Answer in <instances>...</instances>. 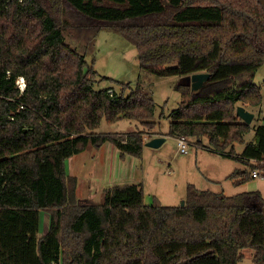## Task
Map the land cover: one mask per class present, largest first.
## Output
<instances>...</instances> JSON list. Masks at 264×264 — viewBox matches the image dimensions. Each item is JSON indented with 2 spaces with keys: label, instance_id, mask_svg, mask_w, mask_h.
Returning a JSON list of instances; mask_svg holds the SVG:
<instances>
[{
  "label": "trees",
  "instance_id": "trees-1",
  "mask_svg": "<svg viewBox=\"0 0 264 264\" xmlns=\"http://www.w3.org/2000/svg\"><path fill=\"white\" fill-rule=\"evenodd\" d=\"M102 30L138 50L137 85L119 83L128 94L95 88L99 74L87 57ZM263 64L260 0H0V264H238L245 248L264 264L260 191L189 184L185 205H148L140 184H126L100 204H80L78 179L66 169L90 144L141 156L145 132L98 134L103 118L153 129L146 78L208 72L200 90L176 86L183 100L168 135L206 139L244 162L250 170L229 176L236 184L254 170L264 176V115L248 142L252 126L237 115L239 106L261 105L254 77ZM237 143L245 144L240 155ZM42 212L50 222L40 235Z\"/></svg>",
  "mask_w": 264,
  "mask_h": 264
},
{
  "label": "rangeland",
  "instance_id": "rangeland-1",
  "mask_svg": "<svg viewBox=\"0 0 264 264\" xmlns=\"http://www.w3.org/2000/svg\"><path fill=\"white\" fill-rule=\"evenodd\" d=\"M87 59L95 61L94 66L99 74L95 84L97 89L113 86L118 93L123 90L128 94L131 89H123L119 83H130L131 88L135 87L142 75L137 48L113 31L102 30L99 33L96 50ZM191 80L192 74L146 78L155 102L154 120L157 124L153 129L140 119L122 118L109 123L103 118L95 130L98 134L142 131L148 138L146 143L159 136L166 140L158 147H150L145 143L141 156L122 155L115 144L105 142L100 146L90 144L83 152L68 158L66 169L78 179L80 204H100L104 202L108 189L126 184H140L144 192V203L148 205L157 202L162 205H181L186 199L189 184L201 190L224 192L227 195L260 191L264 198L263 174L236 184L229 176L238 167L242 171L246 168L250 170L244 162L216 152L209 147L206 139L200 142L197 137L188 138V153H182L178 138L168 135L171 121L169 115L183 100L182 92L176 86L192 83ZM254 82L261 87L263 96L261 105L255 106L254 111L258 115L260 112L264 114V64L257 70ZM257 124L256 117L251 124V131L245 135L247 142L254 139ZM244 146L243 143H237L236 154H242ZM41 218L40 235H43L49 228L50 216L42 212ZM241 252L243 258L238 264H255L253 249L245 248Z\"/></svg>",
  "mask_w": 264,
  "mask_h": 264
},
{
  "label": "water",
  "instance_id": "water-1",
  "mask_svg": "<svg viewBox=\"0 0 264 264\" xmlns=\"http://www.w3.org/2000/svg\"><path fill=\"white\" fill-rule=\"evenodd\" d=\"M263 8H264V0H260ZM210 73L208 72H198L192 74V83H186L190 85L193 91L200 90L205 83L209 80ZM237 115L247 124H251L254 118V113L250 112L243 106H239L237 109ZM166 140L165 137L159 136L150 139L146 144L150 147H158ZM181 205H185V200L181 203Z\"/></svg>",
  "mask_w": 264,
  "mask_h": 264
},
{
  "label": "built area",
  "instance_id": "built-area-1",
  "mask_svg": "<svg viewBox=\"0 0 264 264\" xmlns=\"http://www.w3.org/2000/svg\"><path fill=\"white\" fill-rule=\"evenodd\" d=\"M17 85L19 86V88L21 89V91L23 92L25 87H26V82L25 79L23 77H19V79L17 80ZM109 94L113 97L114 95V90L113 89H109ZM178 140V144H179V149L182 153H188V139L185 137H180L177 139ZM253 177L254 176H259L261 175L260 172L258 170H254L252 173Z\"/></svg>",
  "mask_w": 264,
  "mask_h": 264
},
{
  "label": "crops",
  "instance_id": "crops-1",
  "mask_svg": "<svg viewBox=\"0 0 264 264\" xmlns=\"http://www.w3.org/2000/svg\"><path fill=\"white\" fill-rule=\"evenodd\" d=\"M257 107H259V106H257ZM257 109H259V108H257ZM250 112H253L254 113V118H253V121L255 120V118L257 117V121H258V124H261V123H263V121L261 120L262 119V116L264 115V114H262V112H260V114L258 115V114H256V112L254 111V107L252 108V109H250L249 110ZM259 111H261V110H259ZM252 121V122H253ZM252 122H251V124H252ZM257 124V125H258ZM219 153V152H218ZM187 154V153H186ZM221 154V153H220ZM238 155V154H237ZM240 167H238L237 169H239ZM243 171H245V169H243ZM260 176V175H259ZM259 176H254V178L255 177H259Z\"/></svg>",
  "mask_w": 264,
  "mask_h": 264
}]
</instances>
